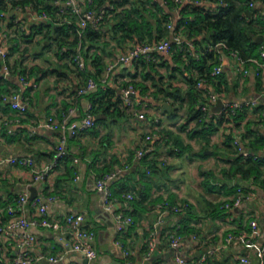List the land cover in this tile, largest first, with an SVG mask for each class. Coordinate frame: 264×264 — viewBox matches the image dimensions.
I'll use <instances>...</instances> for the list:
<instances>
[{
    "label": "crops",
    "instance_id": "crops-1",
    "mask_svg": "<svg viewBox=\"0 0 264 264\" xmlns=\"http://www.w3.org/2000/svg\"><path fill=\"white\" fill-rule=\"evenodd\" d=\"M75 1L79 5H84L86 0ZM156 1L161 5L165 3L163 0ZM232 2L238 6L244 3L240 0H232ZM187 4L188 2L177 4L172 10L165 7L173 25L169 30V39L175 34L174 29L182 19V11ZM206 6L207 9L217 11L219 4L207 3ZM10 13L7 15L9 18L16 16L26 33L29 36L33 35L30 38L31 42L21 41V50L28 48L31 54L30 61L25 62L24 65L36 64L50 72L40 78L37 84L32 80L33 89L26 96L22 94L23 101L25 102L26 99L29 102L23 122L16 124L14 120L19 115L18 112L0 103V158H33L35 161L34 168L21 163L5 162L0 165V223H7L11 219L7 213L8 206L14 205L22 194L28 192L30 199L35 195L34 199L41 198L47 204V216L54 227L30 228L36 241L25 250L17 247L23 230L17 229L9 235L1 236L0 246L4 248L6 259L27 252L32 264H78L70 260L75 255L83 257L71 252L73 232L66 222V217L71 214H81L85 217L84 228L95 233L91 245L98 253V257L88 264H125V250L133 251L132 260L136 264H177L176 258L179 256L191 263L205 259L204 264H243L241 259L247 258L249 263L246 264H262L264 261V69L259 70L258 67L264 63V1L255 0L254 5H249L247 11L248 22L256 31L255 39L259 45L256 56L243 60L239 53L235 56L220 50L216 67L221 69L224 79L220 94L223 102L256 103L254 108H246L244 116L235 123L236 129L243 133L246 145L255 139L259 142L258 150H251L246 146L250 155L260 157L263 163L260 176L254 175L248 178L233 174L232 161L236 159V154H232V150L235 146L229 148L228 139L229 137L232 139V134L225 124L218 126L217 123V126L213 127L215 130L210 134H207L208 130L194 134L193 131L202 129V126H198L197 121L187 123L190 117L187 105L179 108L177 117L171 118L169 112L173 108L162 101L163 95L157 93L152 80L144 82L149 89L143 93L139 85L135 86L131 83L132 81L139 83L143 80V67L140 63L121 64L113 72H107L106 66L136 46L137 39L135 43L129 40L119 43L111 40L110 34L107 52L102 54L105 63L103 72L100 77L95 74L87 78L77 71L74 62L68 58H60L55 50H53L55 57L52 60L42 58L47 49H43L41 44L37 46L38 48L35 47V52H32L28 44L38 37L42 39V35H38L36 29L46 22L45 19L31 10L13 13L12 16ZM2 27L7 30L8 39H1L0 44L9 50L11 39L15 36L14 29L5 25ZM179 30L176 35L189 44L194 52L209 46L206 40L208 34L194 32L190 34L183 27ZM197 42L199 44H196ZM176 51L173 49L170 53H161V59L154 64L157 73L153 74L157 78L163 77L167 86L172 84L187 88L186 77L189 72L184 67L182 68L184 73L175 71L176 68H181L175 61ZM36 54L41 55L36 57ZM17 56L19 57L15 55L10 58L11 74L5 78V82L3 81L5 89L10 93L19 90L24 93L28 88L22 84L18 72L12 73L16 67ZM87 69L92 72L91 66ZM2 70L3 66L0 72ZM52 70L54 72H51ZM96 78L97 81L102 78L101 83L104 87H113L120 95L123 94L124 89L133 90L135 93L131 96V105L128 106L124 102L119 115L116 112L109 114L95 112L100 104L93 106L89 95L96 92L98 87L86 95H77L76 92L86 80ZM105 79L107 81L103 83ZM164 105L168 107L164 108ZM70 109L75 111L70 116L71 121H80L91 113L97 125L94 129L90 128L84 133L69 137L67 156L61 159L43 180L36 181L34 169L41 170L46 166L55 165L56 148L62 135L60 130L46 126L47 120L52 117L62 121L64 114ZM212 112L214 113L213 109ZM135 113H142L145 118L140 119ZM214 114V123H216L222 111ZM108 117L112 118V124L117 125L122 121V126L130 132V137L123 136L119 139L115 130L111 129L112 124L107 127ZM186 123L188 124L186 128L181 129ZM250 126L254 127V133L248 138L246 135ZM10 129L14 131L13 134L9 133ZM5 131L9 135L15 134L14 139L9 140L10 136L6 135ZM231 143L233 144V139ZM147 146L153 147V152L148 153L150 154L148 161L158 162L157 172L149 178H146L145 174L148 169L141 166L140 160L136 157L137 151ZM178 161L182 163L176 165L174 162ZM170 170H176L178 173L175 171L176 173L173 174ZM110 172L117 173L114 190L120 191L126 186L129 188L120 195L117 194L120 199L118 211L125 214L134 211L138 217L141 216L135 226L131 229L129 227L122 234L117 231L113 214L105 209L103 194L97 189L98 179ZM182 173H184L183 178L178 175ZM176 176L179 177L178 180ZM144 185L148 187L151 200L145 202L144 207L133 206L132 201L126 198V193L135 196L132 189H143ZM239 189H242L241 193ZM54 196L57 197L56 202L47 201L49 197ZM239 196L241 200L237 202ZM166 199L169 201L172 199L179 205L190 204L191 208L178 213L165 214L159 209V205ZM222 203L231 204L232 207L224 210L219 207L216 211L214 205ZM16 216L32 220L38 218V211L28 205L25 209L19 210ZM185 218H190L189 227L193 228V231L179 236L178 247H173L170 245L166 230L173 228ZM253 225L257 227L256 231ZM150 229L155 233L156 248L152 258L144 261L146 233ZM230 233L246 234L247 239L229 240ZM58 257L63 258L57 262L51 261V258Z\"/></svg>",
    "mask_w": 264,
    "mask_h": 264
},
{
    "label": "trees",
    "instance_id": "trees-1",
    "mask_svg": "<svg viewBox=\"0 0 264 264\" xmlns=\"http://www.w3.org/2000/svg\"><path fill=\"white\" fill-rule=\"evenodd\" d=\"M55 1L56 0H0V23H3L7 28H13L15 34L11 39L12 44L10 43L11 47L8 50L9 57L5 65L9 68L11 74L9 60L11 57L19 55V57L17 56L16 67L12 73L15 71L18 72L20 77L28 83V88L24 93L20 90L16 92L23 94V96H26V94L28 95L33 89L34 83L31 84L32 80L37 84L40 78L46 76L50 71L43 70L36 64L29 66L26 63L24 65L25 62L30 61L31 54L28 48L21 50V41L25 43L31 42L30 38L33 35L29 36L26 33L24 26L16 16L13 15L9 18L8 16L2 17V14L8 15L11 11L17 10L18 8H21L23 12L31 10L39 16H42L44 13L47 14L49 18L36 29L37 34L42 35L39 44H42L43 49L55 50L60 58H68V60L74 62L77 71L88 78L95 74L100 77L103 72L105 63L102 59V54L107 52V46L109 44L108 36H110V34L111 40L119 41V43L127 42V40L134 42L137 39L136 46L145 43L153 44L163 40V38L169 39L170 29L168 26L171 24V18L167 9L172 10L176 8L177 5L175 0H163L165 1L164 5H161L156 0H93L92 3L85 2L84 5H80L82 11L79 14H74L71 11L61 14L59 11L61 4H56ZM59 1L63 3L65 0ZM197 1H207V3L212 5L218 3L219 6L217 11H215L207 9V3L197 5ZM240 1L244 3L238 6L232 2V0H190L183 9V17L179 21L177 28L174 29L175 34L173 36H176V34H178L177 32L180 31L179 29L183 27L187 29L190 34L193 32L208 34L206 40L209 45L202 50L194 52L191 50L190 45L185 42H182L180 45L176 43L173 44L172 50H177L175 61L181 66V68H176L175 71L179 70L184 73V70H182L184 67L185 70L189 72V75H187L188 77H186L188 84L187 88L174 86L172 84L167 86L163 81V77L157 78L156 75L154 76L153 73L156 72L154 64L161 59L158 53L152 54L150 60L143 58L134 62V64L140 63L142 65L143 80L139 83L134 81L131 83L135 86L139 85L143 93L149 89L144 82L152 80L153 86L157 89V93L163 95L162 101L168 103L173 108V110L169 112L171 118L177 117L179 108L187 105L190 115L187 123L189 124L192 121H197L198 126H202V129L194 130V134H201L207 130V134H210L215 130L213 127L217 126V123L218 126H221L227 121L225 114L222 113L221 117L214 123V117L210 120L209 113L203 112L202 110V107L208 102V94L211 88L219 95L222 94V86L224 85L223 75L217 77L213 76V72L218 65L220 50H224L228 53L238 52L243 60H248L256 56L257 49L259 48L255 39L256 31L251 27L250 22H248L249 18L247 11L249 10L251 0ZM165 7H167V9ZM88 12H104L105 16L100 23L95 25L88 20L86 26L81 28L79 26V21L83 19ZM64 19L67 20L64 21ZM196 44L199 43L197 42ZM79 53H81V55ZM78 54L84 60V70H81L78 63L75 61L79 56ZM40 55L41 54H36L35 56L40 57ZM31 62H33V60H31ZM2 66L4 67V64L0 59V68ZM88 66L92 67V72L87 69ZM51 72H54V70ZM4 80L5 77H0V103L12 108L10 103L4 102V96H10L16 93H10L5 89ZM93 80L97 83L98 89L96 92L90 94L89 97L93 102V106L100 104V107L98 110H95V112L98 111L103 114L116 112L118 115L121 114L120 108L125 104L123 94L120 95L113 87H104L101 83L102 78H99L98 81L97 78ZM87 81L88 80H86L85 84ZM202 82L204 84L200 85ZM76 94L79 95L78 91ZM95 97H97V99H95ZM26 101L25 99V103H27L29 108V102ZM245 113L246 110L238 113L235 117V123L236 120L244 116ZM16 118L21 117L17 115ZM21 121L23 122V118ZM187 123L183 125L181 129L184 130L188 125ZM96 125L97 123H95L93 129ZM248 129L246 137L250 138L254 133V127L250 126ZM5 134L9 135L7 132ZM9 136V140H13L15 134ZM228 140L229 148L233 147L234 145L231 143V137H229ZM258 143L259 142L255 139L251 140L250 144L246 146H249L251 150H258ZM233 153L236 154V159L232 161L234 175H240L242 178H248L254 175L260 176L261 166L263 164L260 157L256 155H249L248 157L240 156L235 148L232 150V154ZM149 155L150 154L144 156L140 160L141 166L143 165L148 169L145 173L147 176L146 178H149V176L157 172L158 162L153 160L148 161ZM148 173H150V175ZM114 183L115 181L112 183V191L114 196L120 201L117 194L120 195L129 190V188L126 186L120 189V191H116L113 189ZM132 190L135 193V196L133 195V200H131L133 206L144 207L145 202L151 200L146 185L143 186V189L134 188ZM162 204L179 208L185 206L176 204L174 201H169L168 199L160 203V205ZM226 204L227 203L214 205V208L216 211L219 207L224 210L223 207ZM189 207L191 208L190 204L187 205L186 209ZM126 214L132 216L134 220V224L130 227L131 229L141 216L139 215L138 217L134 211L126 212ZM189 226L190 218H185L179 221L173 228L167 229V233H165L168 238L172 234L183 236L187 232L193 231V228ZM154 234L153 229H150V231L146 233L147 243L145 252L148 250V241Z\"/></svg>",
    "mask_w": 264,
    "mask_h": 264
},
{
    "label": "built area",
    "instance_id": "built-area-1",
    "mask_svg": "<svg viewBox=\"0 0 264 264\" xmlns=\"http://www.w3.org/2000/svg\"><path fill=\"white\" fill-rule=\"evenodd\" d=\"M93 0H86L85 2L92 3ZM190 0H175L176 4H182L184 2H189ZM255 1V0H254ZM254 1L250 3V5H254ZM264 1V0H260ZM56 4L60 5V13L65 14L67 11H71L74 14L81 13L82 9L80 5L75 0H65L63 3L59 0L55 1ZM207 1L196 2L197 5L206 4ZM22 13L23 10L18 8L14 10L13 13ZM105 13H93L88 12L85 14V17L79 21V26L81 28L85 27L87 21H91L95 25L100 23L104 19ZM2 17H6L7 14H2ZM43 19H48L49 17L47 14H43L41 16ZM67 19H64L66 21ZM4 25V24H3ZM0 23V40L1 39H8V34L6 30H4L3 26ZM169 29L173 28L172 24H169ZM1 42V41H0ZM183 41L181 38L176 35L173 36L172 39H163L156 43H145L143 45H138L130 49L128 52L122 54L117 60L112 61L107 66V72H113L117 66L121 64H130L138 61L140 59L146 58L150 60V57L154 53H170L172 51L173 44L176 43L180 45ZM230 54L238 56V52H231ZM9 57V52L5 48L4 45L0 44V59L3 61L4 67L2 72H0V77H7L10 75L9 68L5 65L6 60ZM76 63H78L79 68L81 70L85 69V63L83 58L79 55L76 58ZM258 69H264V63L260 64ZM222 74L220 68H216L213 72V76L217 77ZM106 79L103 80V83H106ZM22 84L27 87L28 83L21 78ZM204 84L203 82L200 84ZM98 87L97 83L93 79H89L85 85H82L78 89L79 95H86L90 91L96 89ZM135 92L131 89H124L123 90V98L128 106L131 105V96ZM22 94L16 93L10 96H4V102L10 103L12 108L18 112L21 118H16L14 121L16 124L21 123L23 116L28 111V105L22 99ZM222 99L221 96L214 92L213 89L209 91L208 94V102L202 107L203 112L209 113V118L212 119L214 117V113L212 112L213 107L218 103V101ZM256 105L255 102H247L245 104L239 103H231V102H224V106L222 109V113L225 114L227 121H225V125L227 126L229 133L232 135L233 144L237 149V152L242 155L243 157H248L250 153L246 149L245 137L241 131H238L235 127V117L238 113L243 112L246 108H254ZM74 109H70L64 114V118L62 121H57L54 118H49L47 120L46 126L51 127L55 130H60L62 132L60 143L56 148V161L55 165L46 166L41 170L34 169V179L36 181L43 180L48 173H50L55 166H57L58 162L61 159H64L67 156V146H68V138L74 137L80 132L93 128L95 126V121L91 115L88 113L82 120L80 121H71L70 116L74 114ZM137 117L140 119H144V115L142 113H135ZM264 116V115H263ZM10 134H13L14 131L12 129L9 130ZM153 152L152 146H147L144 149H140L137 151L136 157L141 160L146 154ZM78 160L76 159L75 162ZM9 162L12 164L21 163L24 166L34 168L35 161L33 158H25V159H18V158H0V165ZM117 177L116 172H110L104 174L98 181H97V189L103 194V200L105 209L113 214L114 220L116 222L117 231L119 233H124L129 227L134 224V220L132 216L123 213L122 211H118V207L120 201L114 196L112 191V183L115 181ZM240 193L242 189H239ZM128 200H133V195L128 194L126 195ZM57 197H49L47 199L48 202L53 203L56 202ZM241 200V196L238 197L237 202ZM31 206L36 208L38 211V218L29 220L25 217L16 216V213L19 210L25 209L26 206ZM181 207V206H180ZM232 207L231 204H226L223 208L230 209ZM184 208H187L185 205L183 208L179 207H170L167 204L159 205V209L162 210L165 214L170 213H178ZM48 207L45 202L41 198L30 199L29 193L26 192L22 194L18 200L16 201L15 205H10L7 208V213L11 216V219L7 223H0V237L4 235H9L14 230L21 229L23 230V234L20 235V239L18 241L17 247L20 249H27L30 245H32L36 241V237L34 234L30 232V228L32 227H41V228H48L51 229L54 227V224L47 216ZM67 224L72 228L73 232V243L71 245V252L82 256L84 259H87L89 262L96 259L98 257L97 251L92 247L91 243L94 240L95 233L92 231H88L84 228L85 217L81 214H71L66 217ZM254 231L257 230V227L253 225ZM229 240L234 239H247L246 234H239L236 235L234 233H230L228 235ZM170 245L173 247H178L180 242V237L172 234L169 237ZM156 248V241L155 235L152 236L148 241V250L144 255V261H149L155 251ZM134 255L133 251L125 250L124 256L126 258L125 264H136L132 260V256ZM63 257L58 258H51V261L57 262L61 260ZM205 259H201L196 263H191L188 260L177 257L176 263L177 264H204ZM241 262L243 264L249 263L247 258H242ZM0 264H32L31 258L29 257L27 252H23L18 256H14L11 259H6L4 248L0 246ZM264 264V261L262 262Z\"/></svg>",
    "mask_w": 264,
    "mask_h": 264
},
{
    "label": "rangeland",
    "instance_id": "rangeland-1",
    "mask_svg": "<svg viewBox=\"0 0 264 264\" xmlns=\"http://www.w3.org/2000/svg\"><path fill=\"white\" fill-rule=\"evenodd\" d=\"M121 9V8H120ZM42 38V37H41ZM39 42L41 41V39H40V37H38V38H36ZM34 40L32 43H30V44H28L30 47H31V49L33 50L32 52H35L34 51V49H35V47L36 48H38L37 46H39V42L37 41V40ZM42 45V44H41ZM38 51V50H37ZM45 55L42 57L44 60L45 59H49V58H51V60L52 59H54V57H55V53H54V51L52 50V49H47V51H45V53H44ZM32 59H34V57L32 58ZM41 60V59H40ZM42 62H43V60H42ZM109 121L107 122V127H110V125L112 124V118H110V117H108L107 118ZM119 120V119H118ZM113 122H115V121H113ZM120 123H118L117 125L116 124H112V130H115V133L117 134V136H118V138L120 139V138H122L123 136H125V137H127V138H129L130 137V132H128V130H126V128L124 127V126H122V121H119ZM126 124H127V122H126ZM128 125V124H127ZM129 126V125H128ZM103 129H104V127H102ZM180 161V160H179ZM174 162L176 165H180L179 163H182V162ZM176 165H174V166H176ZM178 171L180 170V169H177ZM171 171V173H176L177 171L176 170H170ZM176 171V172H175ZM173 173V174H174ZM178 173V172H177ZM175 175H177V174H175ZM181 178H183L184 177V173H182V174H178ZM178 178L179 177H177L176 176V180H178ZM172 200V199H171Z\"/></svg>",
    "mask_w": 264,
    "mask_h": 264
},
{
    "label": "water",
    "instance_id": "water-1",
    "mask_svg": "<svg viewBox=\"0 0 264 264\" xmlns=\"http://www.w3.org/2000/svg\"><path fill=\"white\" fill-rule=\"evenodd\" d=\"M12 15H13V11L10 13V16H12ZM223 106H224V102H223V100L220 99L218 101L217 105L215 107H213L214 113L215 112L216 113L221 112L222 109H223ZM166 107H168V105H164V108H166ZM34 197H35V195H32V199H34ZM70 260L73 261V262H76L78 264H88L89 263V261L87 259L80 258V257H78L76 255L71 257Z\"/></svg>",
    "mask_w": 264,
    "mask_h": 264
}]
</instances>
